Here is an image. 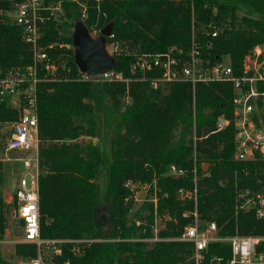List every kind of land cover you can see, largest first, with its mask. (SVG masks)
I'll return each mask as SVG.
<instances>
[{"label": "trees", "instance_id": "trees-1", "mask_svg": "<svg viewBox=\"0 0 264 264\" xmlns=\"http://www.w3.org/2000/svg\"><path fill=\"white\" fill-rule=\"evenodd\" d=\"M58 2L62 20H46L39 39L62 76L39 84L40 231L44 238L91 241L82 244L80 253L66 244L57 262L194 264L190 243L146 241L152 236L153 202L144 201L138 208L140 223L128 221L130 190L125 184L129 179L156 180L159 212L176 218L161 231L162 238L179 235L191 221L183 217V211L196 206L202 221L217 222L221 235L264 234V219L253 211L236 212L240 190L264 192V159L240 161L234 156L233 83L166 82L154 87L148 78L156 72L149 71L141 80L136 78L141 73L131 70L141 53L174 48L182 49L185 58L195 43L206 60L229 55L239 74L245 56L264 45V0H47L48 5ZM10 9V2L0 0L1 72L33 61L21 27L6 13ZM76 20H82L90 32L98 29L99 34L112 24V39L120 44L113 68L130 78L128 82L78 78L72 37ZM101 114L102 140L96 143L92 137L98 135ZM17 115V109L0 101V122ZM220 116L231 122L217 130ZM203 163L210 165L208 171L203 170ZM171 164L184 174L170 173ZM102 169L108 181V236L100 223L96 197V178ZM4 179L0 161V240L9 225ZM179 188H196L197 201L180 199ZM211 251L231 253L225 243H213ZM17 254L34 257L37 247L18 243ZM0 264H15L4 257L1 248Z\"/></svg>", "mask_w": 264, "mask_h": 264}, {"label": "built area", "instance_id": "built-area-1", "mask_svg": "<svg viewBox=\"0 0 264 264\" xmlns=\"http://www.w3.org/2000/svg\"><path fill=\"white\" fill-rule=\"evenodd\" d=\"M11 3L9 10L12 21L19 25L24 40L31 46L33 61L27 65H16L4 72L0 71V101L5 100L9 106L18 110L12 121V130L7 139V151H33L30 156L21 157L22 164L18 175V184L12 192L15 216L12 217L10 234L13 243H33L37 255L21 259V264H59L57 258L62 256L64 246L72 244V251L80 253L81 246L88 239L44 238L40 231V126L38 113L39 84L44 80H60L57 63L45 47L39 43L41 25L49 19L62 20L63 8L58 2L48 5L47 0H7ZM48 13V14H46ZM214 35L217 32H213ZM108 36L107 50L111 55L118 54L120 44ZM53 44L50 45L52 47ZM182 49L170 48L163 52H145L137 55L131 64L132 73L140 72L137 79H146V73L156 72L148 78L152 86L166 82L229 81L233 83L235 126V158L237 160L264 159V49L256 46L243 61L239 74L230 60H206L202 51L195 45L182 56ZM44 71L41 74V71ZM78 78L83 81H129L122 72L113 67L101 74H89L79 70ZM230 118L220 116L217 130L227 127ZM169 172L178 176L184 170L175 164L169 166ZM179 198L197 201V189L179 188ZM236 212L253 211L258 219H264V192L251 188L240 190L237 194ZM183 217L191 221L183 231L173 237L160 238L178 240L193 246L191 255L194 264H264V234L221 235L215 220L202 221L197 206L183 211ZM23 219V234H13V220ZM138 239V238H134ZM151 239V238H150ZM147 240V238H146ZM0 242H2L0 240ZM213 243L229 245V256L211 251ZM63 264H72L66 260Z\"/></svg>", "mask_w": 264, "mask_h": 264}, {"label": "rangeland", "instance_id": "rangeland-1", "mask_svg": "<svg viewBox=\"0 0 264 264\" xmlns=\"http://www.w3.org/2000/svg\"><path fill=\"white\" fill-rule=\"evenodd\" d=\"M86 4L85 2H82ZM81 3V4H82ZM82 4V5H83ZM84 6V5H83ZM8 15L10 14L9 11L6 12ZM64 20V19H63ZM74 31V28H73ZM92 35L97 36L99 35L98 29H93L90 32ZM257 46H261L264 49L263 44H259ZM226 60H230L229 55L224 57ZM65 61V60H64ZM128 82V81H126ZM103 115L101 114L99 117V127H98V135L92 137L93 142H101L102 137V123H103ZM13 120L10 121H2L0 122V161L4 164L5 170V179L3 185V194L4 199L7 203L10 204L9 206V213H8V227L6 229L5 237L0 242L1 253L4 255L5 258L13 261L15 264H21V259H25L21 257V255L17 254V244L22 242L13 243L14 240L12 235L10 234V225L12 217L15 216V209L13 207V200H12V192L15 191L17 184H18V175L20 174V170L22 167L20 158L25 156H30L34 152L33 151H7L5 148L7 139L10 136L12 130V123ZM106 139L107 148H110V139L112 136L111 129L108 131ZM210 165H206L205 170L208 171ZM97 183V203L100 213L105 219H108V181H107V173L105 170H100L97 174L96 178ZM126 187L130 190V194L128 195L126 201L130 206L129 214H128V221H135L136 223H140V218L137 215L138 208L144 203V201H151L154 203V210L153 211V225L151 224L150 231L152 236L147 238L146 241L153 242L158 241L160 238V233L163 229H166L170 222H176V218L172 216L169 212L160 213L158 210V197L156 194L157 190V183L156 180L152 182H141V181H134L129 179L126 181ZM152 213V212H151ZM149 214V212L147 213ZM142 232H146V228L143 229Z\"/></svg>", "mask_w": 264, "mask_h": 264}, {"label": "water", "instance_id": "water-1", "mask_svg": "<svg viewBox=\"0 0 264 264\" xmlns=\"http://www.w3.org/2000/svg\"><path fill=\"white\" fill-rule=\"evenodd\" d=\"M112 34V24H108L101 30V33L94 36L90 33L88 27L82 20L74 22V31L72 32L73 44L75 46L74 59L81 71L89 74H101L110 70L116 59L107 50L108 36ZM208 163H203L202 167L205 170ZM100 223L104 229L105 236L109 235L110 216L104 220L102 214ZM13 234L21 236L23 234V219L13 220Z\"/></svg>", "mask_w": 264, "mask_h": 264}]
</instances>
